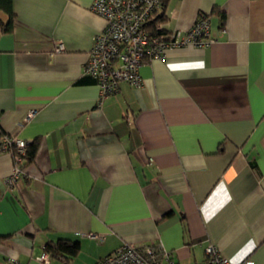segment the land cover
Returning a JSON list of instances; mask_svg holds the SVG:
<instances>
[{
    "label": "crops",
    "instance_id": "0c3cea01",
    "mask_svg": "<svg viewBox=\"0 0 264 264\" xmlns=\"http://www.w3.org/2000/svg\"><path fill=\"white\" fill-rule=\"evenodd\" d=\"M94 0H12L0 11V130L38 141L14 185L0 152V264H43L76 242L96 264L124 244H161L178 264H264V0H169L167 33L210 22L204 48L165 51L97 105L84 73L104 20ZM224 14L225 18L222 19Z\"/></svg>",
    "mask_w": 264,
    "mask_h": 264
},
{
    "label": "built area",
    "instance_id": "2783aa9c",
    "mask_svg": "<svg viewBox=\"0 0 264 264\" xmlns=\"http://www.w3.org/2000/svg\"><path fill=\"white\" fill-rule=\"evenodd\" d=\"M160 4L158 0H94L91 11L105 22L103 31L94 36L89 59L84 73L93 79L99 88L97 105L116 93L123 82L133 88L141 87L140 68L151 59H164L168 49L191 46L208 47L213 43L209 38L210 22L200 17L185 33L173 32L167 37L160 36V26L154 35L148 27ZM27 143L2 134L0 131V152L12 156L14 167L8 179L14 185L22 175L21 165ZM204 264H228L215 246L205 249ZM40 262L48 264V254L40 257ZM96 264H178L161 244H124L115 252L97 261ZM240 264H255L244 260Z\"/></svg>",
    "mask_w": 264,
    "mask_h": 264
},
{
    "label": "trees",
    "instance_id": "16d2710c",
    "mask_svg": "<svg viewBox=\"0 0 264 264\" xmlns=\"http://www.w3.org/2000/svg\"><path fill=\"white\" fill-rule=\"evenodd\" d=\"M160 4V8L157 13L154 14L152 21L148 24V27L151 31H153L154 35L155 33V28L157 26H160L162 31L159 33L160 36H165L167 37L169 33L162 28V24L166 20V7L167 3L169 0H158ZM0 11H2L4 14L7 15L8 21L6 24L2 25V31L3 32H10L11 31V22L14 18V14L12 11V0H0ZM222 19L224 20L225 16L224 14L221 13ZM147 61V59H146ZM1 131V130H0ZM2 134H4L1 131ZM6 135V134H5ZM38 141L35 140L31 144H27L25 147V155L23 157V161L26 163H31L36 155L37 149H38ZM23 163V162H22ZM21 169L23 168L22 165L20 167ZM79 246L76 242H70V241H65V240H60L57 243H48L44 247L45 253L51 256V258H63V259H71L75 257L78 253Z\"/></svg>",
    "mask_w": 264,
    "mask_h": 264
}]
</instances>
